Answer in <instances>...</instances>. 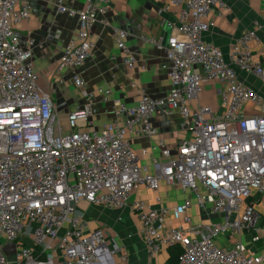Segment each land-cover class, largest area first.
<instances>
[{
	"label": "built area",
	"instance_id": "2783aa9c",
	"mask_svg": "<svg viewBox=\"0 0 264 264\" xmlns=\"http://www.w3.org/2000/svg\"><path fill=\"white\" fill-rule=\"evenodd\" d=\"M59 8L77 17L78 28L57 70L70 69L84 98L82 108L67 116V131L37 85L30 50L35 41L28 39L23 48L14 31L30 17L29 0H0V264H54L56 258L63 264H104L110 249L100 230L86 233L82 202L134 214L149 256L178 247L175 264H264V217L255 208L264 196V97L237 75L239 70L253 77L264 90V63L250 47L259 43L256 30L244 32L224 54L203 39L223 0H186L177 20L165 24L172 31L167 39L143 37L165 52L169 92L156 98L142 90L134 106L114 101L113 119L96 130L94 98L107 102L111 90L87 91L77 70L93 51L94 24L109 26L110 0ZM111 29L124 63L133 69L127 32ZM208 84L219 114L200 103ZM173 113L188 137L175 152L162 140L142 148L140 156L159 154L153 172H144L132 141L155 136L151 119ZM161 182L190 192L200 210L219 220L195 224L187 215L191 198L158 209L132 199L139 186L157 192ZM22 237L32 246L15 245L9 261L4 246Z\"/></svg>",
	"mask_w": 264,
	"mask_h": 264
},
{
	"label": "crops",
	"instance_id": "0c3cea01",
	"mask_svg": "<svg viewBox=\"0 0 264 264\" xmlns=\"http://www.w3.org/2000/svg\"><path fill=\"white\" fill-rule=\"evenodd\" d=\"M86 2L87 0H29L30 17L16 25L14 30L21 47L27 48L30 38L35 41L30 50L33 67L38 76L37 85L50 96L64 131L68 130L67 116L82 108L84 98L82 92L74 87L70 69L57 70L62 51L78 28L77 17L60 11L59 7L77 10L82 9ZM185 2L186 0H110L109 26L94 24L90 31L93 51L77 70V74L86 83L87 91L96 92L98 88L111 90L107 102H103L100 95L94 98L95 115L92 125L96 130L113 119L114 101L134 106L138 103L142 90L156 98L169 92L168 72L163 68L166 63L165 52L144 42L143 37L167 39L172 31L165 24L177 20ZM263 15L264 0H223V8L215 16L214 27L204 34L203 39L227 54L244 32L255 29L259 43H252L250 47L254 58L264 63V24L261 23ZM257 23H260L259 27H256ZM111 27L127 32L126 46L135 59L133 69L127 67L121 51L115 46ZM237 75L247 86L264 97V90L254 86L253 77L239 70ZM213 95L212 86L205 85L200 94V103L219 114L221 110L216 106ZM151 124L156 129L155 136H138L132 141V149L138 156L142 148L149 147L157 140H162L170 151L175 152L180 142L188 137V133L180 129V117L177 113L153 117ZM158 157V151L140 156L142 170L152 173V162ZM186 198L192 199L193 206L187 215L195 224L207 225L219 220V217L209 214L207 210H200L190 192L176 186L161 182L157 192L139 186L132 193V199L141 200L154 209L162 206L174 207ZM259 204L264 207V196ZM79 208L87 226L86 233L100 230L110 249L104 264H175L170 248L163 249L155 256H149L139 236V222L127 209L108 210L83 202ZM257 212L264 217V212ZM168 224L173 225V222ZM17 244L32 246V242L26 237L19 238L15 244L5 245L3 251L9 261L13 260ZM54 264L63 262L56 258Z\"/></svg>",
	"mask_w": 264,
	"mask_h": 264
},
{
	"label": "rangeland",
	"instance_id": "374dc122",
	"mask_svg": "<svg viewBox=\"0 0 264 264\" xmlns=\"http://www.w3.org/2000/svg\"><path fill=\"white\" fill-rule=\"evenodd\" d=\"M255 80V79H254ZM254 86L257 88V89H260L261 88V86H260V84H259V82L257 81V80H255V83H254ZM247 110L248 111H252V112H257L258 111V109H255L254 107H252L251 105H247ZM248 113V112H247ZM263 206H264V204H263ZM255 208L258 210V211H262V212H264V207L262 208V206L259 204V206H255ZM263 214V213H262ZM264 215V214H263ZM243 241H244V245H246L247 247H250L249 245H248V243L247 242H245V240H244V238H243Z\"/></svg>",
	"mask_w": 264,
	"mask_h": 264
},
{
	"label": "trees",
	"instance_id": "16d2710c",
	"mask_svg": "<svg viewBox=\"0 0 264 264\" xmlns=\"http://www.w3.org/2000/svg\"><path fill=\"white\" fill-rule=\"evenodd\" d=\"M170 249H171V258L175 259V263H176V259H177L178 253H179V248L178 247H172Z\"/></svg>",
	"mask_w": 264,
	"mask_h": 264
}]
</instances>
